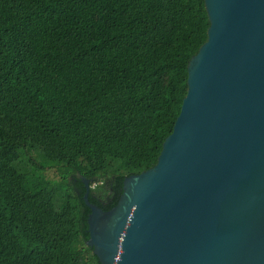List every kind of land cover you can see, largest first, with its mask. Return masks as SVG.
Instances as JSON below:
<instances>
[{
  "label": "trees",
  "instance_id": "trees-1",
  "mask_svg": "<svg viewBox=\"0 0 264 264\" xmlns=\"http://www.w3.org/2000/svg\"><path fill=\"white\" fill-rule=\"evenodd\" d=\"M208 26L203 0H0V264H99L77 176L108 211L154 166Z\"/></svg>",
  "mask_w": 264,
  "mask_h": 264
},
{
  "label": "water",
  "instance_id": "water-1",
  "mask_svg": "<svg viewBox=\"0 0 264 264\" xmlns=\"http://www.w3.org/2000/svg\"><path fill=\"white\" fill-rule=\"evenodd\" d=\"M206 41L151 168L108 211L88 201L99 264H264V0H203Z\"/></svg>",
  "mask_w": 264,
  "mask_h": 264
},
{
  "label": "rangeland",
  "instance_id": "rangeland-1",
  "mask_svg": "<svg viewBox=\"0 0 264 264\" xmlns=\"http://www.w3.org/2000/svg\"><path fill=\"white\" fill-rule=\"evenodd\" d=\"M46 174L48 175L50 179L56 180L58 178L55 170L46 171Z\"/></svg>",
  "mask_w": 264,
  "mask_h": 264
}]
</instances>
